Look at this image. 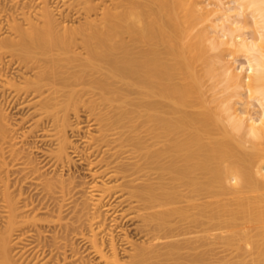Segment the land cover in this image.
<instances>
[{"label":"bare ground","instance_id":"1","mask_svg":"<svg viewBox=\"0 0 264 264\" xmlns=\"http://www.w3.org/2000/svg\"><path fill=\"white\" fill-rule=\"evenodd\" d=\"M91 263L264 264V0H0V264Z\"/></svg>","mask_w":264,"mask_h":264},{"label":"rangeland","instance_id":"2","mask_svg":"<svg viewBox=\"0 0 264 264\" xmlns=\"http://www.w3.org/2000/svg\"><path fill=\"white\" fill-rule=\"evenodd\" d=\"M247 21H249L250 23H251V21L249 20V19H247ZM247 23L246 22V24H247V29H246V33H247V35H251L252 36V34H253V31H254V29H253V27L251 26L252 25V23H251V25H250V23ZM203 28V26L202 25H199L197 28H196V30L194 31V34L197 32V30L198 29H202ZM6 34H5V32H3V33H1V37H3V36H5ZM226 54V53H225ZM208 56V55H207ZM209 57H212V62H214V57H215V53H213V52H211L210 51V54H209ZM208 57V58H209ZM211 59V58H210ZM236 60H238V61H236V67L238 66V67H240L241 66V64H242V62H245V59H244V57H242L241 55H238L237 56V59ZM241 63V64H240ZM199 67L201 68L202 67V63L200 64L199 63ZM206 70V66L204 67V71ZM202 84H203V90H205L206 91V95L211 99V98H214V97H219L220 95V93L221 92H223V89H224V85L220 82V77L219 76H216V77H210V76H207L206 74H204L203 75V77H202ZM245 97V96H244ZM239 107L241 106V104L240 105H238ZM7 113H8V115H9V117H10V120H15V121H13V122H17L16 120H17V118L16 117H18V116H15V114H12V112L10 113L9 111H7ZM12 117H13V119H12ZM19 119V118H18ZM12 122V121H11ZM222 136V134L220 133V131L219 130H216V129H214L213 131H211L209 134H208V137H207V141H213V140H215V139H217V138H220ZM31 141H33V140H31ZM32 144H33V142H31ZM156 172H158V173H161V171L160 170H156ZM77 173V172H76ZM79 173V172H78ZM78 173H77V180H80V182H86V181H88L87 179H86V175L87 174H85V172H83V171H80V173H82V174H80V175H78ZM68 175V173H66V176ZM76 175V174H75ZM78 176H80V177H78ZM68 177V176H67ZM224 197V200L225 201H232V202H234L235 201V198L236 197H234V196H232V195H225V196H223ZM75 240V239H74ZM139 241H141L142 239H138ZM76 241V242H75ZM75 241H73L74 243H75V245L74 246H76V249H77V245H78V248L80 249V250H78V252L79 251H81V253H84L85 254V252H84V250H83V248H82V246H81V244L79 243L80 242V240L79 239H77V240H75ZM83 254V255H84ZM80 256H82V254H80ZM85 256V255H84ZM83 256V258H84V260L85 259H87V260H89L88 258H85ZM92 264V263H91Z\"/></svg>","mask_w":264,"mask_h":264}]
</instances>
